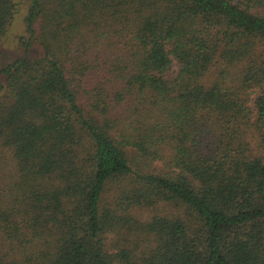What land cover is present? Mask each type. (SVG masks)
<instances>
[{
    "label": "trees",
    "instance_id": "1",
    "mask_svg": "<svg viewBox=\"0 0 264 264\" xmlns=\"http://www.w3.org/2000/svg\"><path fill=\"white\" fill-rule=\"evenodd\" d=\"M24 1L0 264H264V0Z\"/></svg>",
    "mask_w": 264,
    "mask_h": 264
},
{
    "label": "rangeland",
    "instance_id": "2",
    "mask_svg": "<svg viewBox=\"0 0 264 264\" xmlns=\"http://www.w3.org/2000/svg\"><path fill=\"white\" fill-rule=\"evenodd\" d=\"M26 13V3L24 0H18L17 10L14 15L13 21L8 29V32L1 45L0 63L4 64L7 61L14 59L20 54V48L17 43V38L23 35V19ZM174 70L176 66H173ZM251 108V106H250ZM135 215L146 218L145 211H136Z\"/></svg>",
    "mask_w": 264,
    "mask_h": 264
}]
</instances>
